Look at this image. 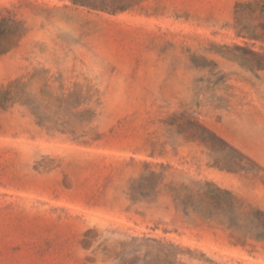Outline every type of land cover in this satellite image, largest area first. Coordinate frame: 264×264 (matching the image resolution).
Segmentation results:
<instances>
[{"label": "rangeland", "instance_id": "obj_1", "mask_svg": "<svg viewBox=\"0 0 264 264\" xmlns=\"http://www.w3.org/2000/svg\"><path fill=\"white\" fill-rule=\"evenodd\" d=\"M254 1L0 0V264H264Z\"/></svg>", "mask_w": 264, "mask_h": 264}, {"label": "trees", "instance_id": "obj_2", "mask_svg": "<svg viewBox=\"0 0 264 264\" xmlns=\"http://www.w3.org/2000/svg\"><path fill=\"white\" fill-rule=\"evenodd\" d=\"M74 2L93 9H111L110 5L107 3V0H74ZM242 5H247L250 8H252V5H256L264 15V0H255L254 2H240L237 4L238 7ZM151 175H154V172H151ZM143 179H145V181L150 180V176ZM183 187L186 191H188V193H185L182 196H175L174 201L177 207L183 206L186 210L190 207L200 208L204 205H212L214 208H217L218 202L223 194L229 195L232 203H235L236 201V197L231 191L223 189L219 185L212 182H206L204 184V187H206L205 190L202 188L193 190L189 186Z\"/></svg>", "mask_w": 264, "mask_h": 264}]
</instances>
